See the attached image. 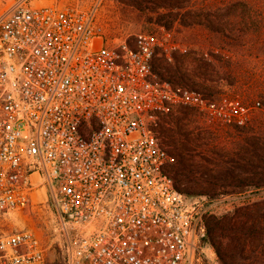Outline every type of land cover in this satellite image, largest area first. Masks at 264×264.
Wrapping results in <instances>:
<instances>
[{"label":"built area","instance_id":"2783aa9c","mask_svg":"<svg viewBox=\"0 0 264 264\" xmlns=\"http://www.w3.org/2000/svg\"><path fill=\"white\" fill-rule=\"evenodd\" d=\"M98 8L13 0L0 13V264H47L44 237L4 220L49 189L67 264H225L206 239L208 200L179 187L159 123L186 107L243 127L261 101L160 78L166 42L110 43Z\"/></svg>","mask_w":264,"mask_h":264},{"label":"rangeland","instance_id":"374dc122","mask_svg":"<svg viewBox=\"0 0 264 264\" xmlns=\"http://www.w3.org/2000/svg\"><path fill=\"white\" fill-rule=\"evenodd\" d=\"M12 1L3 0L2 5L5 7L0 13ZM49 2L51 3L45 0H29V4L34 6L47 5L50 4ZM67 2L83 8H91L99 3L98 18L110 43L124 39L133 43L140 34L144 33L158 35L169 46L167 50L160 49L156 54L159 60L163 58L164 62H176L175 56L186 50L190 44H193L197 50H205L209 47L208 41L211 38L201 27L192 29L179 23V20L185 16V11L178 15L173 29H167L163 24L177 14H168L165 8H160V0H68ZM187 2L192 4L196 1L187 0ZM173 44H179L180 47L173 48ZM230 54L231 58L226 57L223 61L214 59L217 68L204 71L205 74L198 72L197 60L195 61L197 56L194 54L185 64V70L192 81L184 84L215 97L228 93L240 96L250 104L261 101L260 107L255 109L253 118L246 126L213 123L197 110L186 107L162 115L159 123L161 140L176 157L171 171L176 176L179 186L186 187L191 192L204 190L203 192L206 193L203 194H188L206 196L209 204L207 215L211 216L224 215L234 210L236 206L248 202L249 199L257 200L264 196V188L259 191H246L240 195L227 193L229 189L210 184L218 174V168L223 161L222 155L238 148L248 131L252 132V126L257 125L260 118H264V59L254 56L246 61L242 59V55L239 57L232 55V52ZM260 125L259 122L257 130H260ZM62 219L55 193L49 189L45 200L38 197L31 208L8 214L4 220V229L7 232L28 228L36 230L48 245L47 264H67L66 237L63 234L59 235ZM253 248L254 246L251 245L247 254H254Z\"/></svg>","mask_w":264,"mask_h":264},{"label":"trees","instance_id":"16d2710c","mask_svg":"<svg viewBox=\"0 0 264 264\" xmlns=\"http://www.w3.org/2000/svg\"><path fill=\"white\" fill-rule=\"evenodd\" d=\"M160 1V8H165L168 14H177L163 24L167 29H173L178 15L185 11L179 23L192 29L201 27L211 38L205 50L188 45L175 56L174 63L164 62L163 58L159 60L156 55L152 66L160 78L174 84L191 82L185 64L194 54L201 74L217 68L214 59L231 58V52L239 57L242 55L246 61L254 56L264 59V0H195L192 4L187 0ZM259 122L260 130H257ZM259 122L252 126V132L248 131L238 148L222 155L218 174L210 181L212 186L219 185L229 189L227 193L240 195L264 188V118ZM179 187L189 194L206 193ZM206 224V239L225 264H264V196L249 199L224 215H207ZM251 245L254 254L249 255Z\"/></svg>","mask_w":264,"mask_h":264},{"label":"crops","instance_id":"0c3cea01","mask_svg":"<svg viewBox=\"0 0 264 264\" xmlns=\"http://www.w3.org/2000/svg\"><path fill=\"white\" fill-rule=\"evenodd\" d=\"M2 1L3 0H0V12H1V10H3V8L5 7V6H3L2 5ZM45 1H51V3H53V2H60L61 4H65L68 0H45ZM50 3V2H49ZM9 6V5H8Z\"/></svg>","mask_w":264,"mask_h":264}]
</instances>
